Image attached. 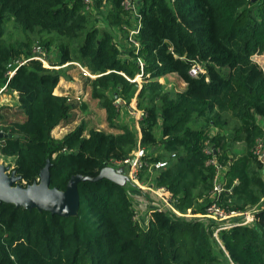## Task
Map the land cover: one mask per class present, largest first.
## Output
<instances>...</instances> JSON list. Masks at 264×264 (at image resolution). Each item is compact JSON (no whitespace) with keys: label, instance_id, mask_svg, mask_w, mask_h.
<instances>
[{"label":"trees","instance_id":"1","mask_svg":"<svg viewBox=\"0 0 264 264\" xmlns=\"http://www.w3.org/2000/svg\"><path fill=\"white\" fill-rule=\"evenodd\" d=\"M123 1L94 0L93 7L123 31ZM139 3L141 48L136 55L129 45L125 60L113 34L91 24L84 0H0V87L16 69L7 88L25 115L0 114L12 135L3 153L15 158L17 184H38L48 165L50 188L61 192L74 176L92 178L79 182L73 216L0 202V264H264V159L255 154L264 140V70L254 59L264 54V0ZM9 24L26 38L9 40ZM36 44L57 48L56 66L79 62L101 75L91 81L92 97L117 133L82 124L54 137L75 105L55 93L63 71L31 60ZM138 57L145 63L140 92L122 75L141 73ZM194 63L205 71L198 78L190 74ZM167 74L186 88L166 90L160 79ZM112 87L128 104L136 96L140 132L117 124L106 94ZM138 145L147 151L139 180L165 189L181 215H205L215 204L228 213L253 210L254 222L216 234L212 219L155 209L144 227L127 188L102 176Z\"/></svg>","mask_w":264,"mask_h":264},{"label":"rangeland","instance_id":"2","mask_svg":"<svg viewBox=\"0 0 264 264\" xmlns=\"http://www.w3.org/2000/svg\"><path fill=\"white\" fill-rule=\"evenodd\" d=\"M140 7L141 6L139 5V8ZM91 12L93 15L91 24H96V26L101 30H109L113 34L114 41L121 52L120 58L127 60L129 52L128 49L130 47V43L127 42L126 39L127 32L125 30L122 31V29L119 30L118 27L110 26L105 19V15L101 14L94 7L91 9ZM7 37L9 40L15 41L17 39L26 38V35L22 30L16 29L13 24H9ZM42 53V56L44 57L46 62L44 63L45 67L52 70L63 71L64 73L55 90L56 93L58 95L67 96L69 100L75 105V108L72 111V119H70V121L62 122L61 125H59L54 130V137L57 139H62L64 136H66L82 124H84L88 130L96 129L104 131L106 133H117V129L111 128L108 123V114L106 109H103V107L100 105L99 100L93 99L92 97L91 81L97 79L101 75L93 72L88 66L83 65L79 62H70L68 63V65H63L61 67L56 66L55 64L56 62H58L57 48L52 47L49 51H44ZM254 59L264 70V54L255 55ZM86 72H89V77ZM122 75L129 82L135 83L137 85V88L139 89L138 92H140L144 83L146 82L144 80H141L137 76L135 78H129L125 74ZM135 79L137 81H135ZM160 81L165 86L166 90L177 92L182 91L185 87L182 80L175 74H167L165 77H162ZM6 83L7 81L2 84L1 87H3ZM106 94L108 98L113 102V105L116 107L117 113H119V117L116 120L117 124H127L128 126L134 127L140 132L139 122L142 119V112L137 108L136 96L131 104H128V102L123 98L124 95L122 94L120 87H112L108 91H106ZM4 100L0 101V114L4 115L7 120H10L12 118L22 119L25 117L24 114H19L20 108L18 106L13 105L11 101H6V99ZM7 108L10 110L8 111V114L4 112V110ZM263 142L264 140L262 141V143ZM238 147L239 146H237V148ZM14 159L15 158L12 155H7L5 153L1 154L0 167H11L14 164ZM129 173L130 168L128 165L116 162L110 164V166L105 170V174L108 178L119 184H122L127 188V190L129 191L128 194L133 202V209L137 214V219L140 223H142L144 227L147 228L148 221L150 220L149 211L150 209L152 210L159 206L160 197H162V195L159 191H156V193L151 191L156 187L154 181L142 182L138 179V182L142 187L141 189L138 188L130 179ZM163 196L166 197L165 195ZM162 208H164L163 205ZM195 217L201 218L202 216L197 215ZM218 220L215 219V222H218ZM207 222L210 223L209 221Z\"/></svg>","mask_w":264,"mask_h":264},{"label":"built area","instance_id":"3","mask_svg":"<svg viewBox=\"0 0 264 264\" xmlns=\"http://www.w3.org/2000/svg\"><path fill=\"white\" fill-rule=\"evenodd\" d=\"M84 2L87 4L86 9L91 12V9L93 8L94 0H84ZM139 5H140L139 0H124L122 3V6L126 11L125 18L128 21V23L124 25V27L125 26H127V27H125V28L123 27V28L127 32V35H126L127 42L130 43L129 45L134 49V52L136 53V55L139 54V51L141 48V44L139 41V35L141 33L142 26H143V22H142L143 17H142V14L140 12ZM44 51H46V50L44 48H42V46H40L39 44H36L34 46V50H33L34 56L31 58V60H38V61L42 62L43 64L46 63L44 57L42 56L43 55L42 52H44ZM137 62H138L140 69H141V73L138 74L137 77L140 78L141 80H143L144 74H145V72H144L145 63H144L142 57H138ZM66 65H68V64H66ZM15 72H16V69L9 72L7 83L3 87H0V98H1V96L5 95V94H9L7 85H8L10 78H12V76L15 74ZM86 73L89 77V72H86ZM203 73H205V71L200 64L194 63L192 65L191 70H190L191 76L198 78ZM147 76H149V75H147ZM135 81H137V80L135 79ZM15 94L16 93H14L13 95H15ZM0 134H3L5 136H9V132L6 131L4 122H2V121H0ZM6 139L7 138L0 139V155L3 154V149L7 145ZM255 154L259 157V159H261V160L264 159V142L262 143V141H261L257 144V146L255 147ZM146 156H147V151H145L144 148H142L140 145H138L137 149L132 153V155L128 159H126L124 161L116 162V163H122V164L129 166V168H130V173H129L130 179L140 189L142 187L140 186V184L138 182L139 173L142 170V168L145 165H147V163L144 160V157H146ZM212 164L216 165V162L213 161ZM165 166H166V163H164V162H158L155 165L156 168H162ZM7 168H8V170L6 173L11 175L14 172V164L11 167H7ZM217 169H218V174L220 175L221 168L218 166ZM216 190L221 192L223 190L222 186L219 184L216 187ZM151 191L155 192V193H156V191H159L162 195V197H160L159 206L155 209L171 210L173 213L181 215L177 211L175 206L172 204L171 195L165 189L155 188L154 190H151ZM163 195H165L166 197H164ZM162 205L164 208H162ZM155 209H152V210H155ZM152 210L150 209V211H149L150 217H151ZM181 216H184L185 218H196L195 216H197V215H193V214L189 213L187 215H181ZM201 216H202L201 218H207V219H212V220L214 219V221H215V219L216 220L219 219L217 222L218 223L217 231L224 230V229H230L232 227H235L236 225H250L255 220L253 210H249L246 212H229L228 213L224 209L219 208L215 204L208 208L207 214L201 215ZM136 219H137V214H136ZM250 219H251V222H250Z\"/></svg>","mask_w":264,"mask_h":264},{"label":"water","instance_id":"4","mask_svg":"<svg viewBox=\"0 0 264 264\" xmlns=\"http://www.w3.org/2000/svg\"><path fill=\"white\" fill-rule=\"evenodd\" d=\"M7 137L12 135L0 134V139ZM7 170V167H0V202L27 209L50 211L63 217L76 215L79 206L78 184L85 179H92L82 175L74 176L69 181L67 189L61 192L50 188L49 165L42 171L39 183L28 187L17 184L20 177L15 172L7 174ZM105 170L102 176H106Z\"/></svg>","mask_w":264,"mask_h":264},{"label":"crops","instance_id":"5","mask_svg":"<svg viewBox=\"0 0 264 264\" xmlns=\"http://www.w3.org/2000/svg\"><path fill=\"white\" fill-rule=\"evenodd\" d=\"M69 78V77H68ZM183 82V81H182ZM183 85L185 86L184 87V89L186 88V84L183 82ZM183 89V90H184ZM55 93H56V91H55ZM57 94V93H56ZM4 99H6V101H11V103H13V105H16V106H18L19 105V102H18V100H17V95H12V94H5V95H3V96H1V98H0V101H2V100H4ZM5 101V100H4ZM117 132H118V130H117Z\"/></svg>","mask_w":264,"mask_h":264}]
</instances>
